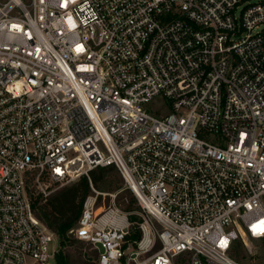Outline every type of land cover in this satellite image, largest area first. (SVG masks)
<instances>
[{
    "label": "built area",
    "instance_id": "built-area-1",
    "mask_svg": "<svg viewBox=\"0 0 264 264\" xmlns=\"http://www.w3.org/2000/svg\"><path fill=\"white\" fill-rule=\"evenodd\" d=\"M111 164L140 217L93 188L98 264L264 247V0H0V264H50L36 195Z\"/></svg>",
    "mask_w": 264,
    "mask_h": 264
},
{
    "label": "trees",
    "instance_id": "trees-1",
    "mask_svg": "<svg viewBox=\"0 0 264 264\" xmlns=\"http://www.w3.org/2000/svg\"><path fill=\"white\" fill-rule=\"evenodd\" d=\"M93 188L98 191H120L117 203L126 211H133L132 220L139 219L135 213L139 205L131 190L125 187L124 177L119 168L115 164L97 166L89 171V177L82 176L58 192L49 195L44 205L39 204L41 195H36L34 199V206L38 208L37 214L57 233L62 244L76 241L71 238L70 230L77 225L83 202L88 195L94 193ZM101 198L100 195L98 202L102 200ZM140 235L141 232L137 228L135 231L133 229L129 236L137 239ZM85 258L86 264H90L93 257L85 256ZM55 260L57 264H73L69 255L61 251L56 253Z\"/></svg>",
    "mask_w": 264,
    "mask_h": 264
},
{
    "label": "rangeland",
    "instance_id": "rangeland-1",
    "mask_svg": "<svg viewBox=\"0 0 264 264\" xmlns=\"http://www.w3.org/2000/svg\"><path fill=\"white\" fill-rule=\"evenodd\" d=\"M73 182H69L64 185H60V184L53 185L52 189H55L53 193L58 192L66 185H70ZM104 192H108V191H104ZM40 199L41 200H39V204L44 205L46 203L45 200L43 199L42 196L40 197ZM101 199L102 200L97 203V206L102 204L103 199H105L107 204L110 202L109 196L102 195ZM139 209L140 207L137 208L136 211L137 212L140 211ZM132 216H133V213L129 215L130 219H132ZM138 217L140 216L138 215ZM133 229L134 231L137 230L136 226L131 227V232H133ZM71 238L73 240L75 239L76 241L69 243V244L67 243L62 244L60 239L57 236L54 238L53 242L50 245L51 251L53 252V255L50 259V264H57L55 260V255H54L55 251H58V252L61 251L65 254L67 253L69 257L71 258L73 264H86L85 256L93 257L90 264H98L97 250L93 248L91 244L83 240H78L73 234H71ZM253 248H254V253L252 254L250 253V251L247 249L245 245L241 244L234 250L233 255L242 264H264V247H262L258 241H254Z\"/></svg>",
    "mask_w": 264,
    "mask_h": 264
}]
</instances>
